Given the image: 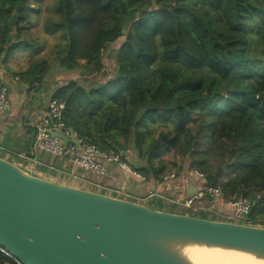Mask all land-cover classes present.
Returning a JSON list of instances; mask_svg holds the SVG:
<instances>
[{"label":"trees","instance_id":"trees-1","mask_svg":"<svg viewBox=\"0 0 264 264\" xmlns=\"http://www.w3.org/2000/svg\"><path fill=\"white\" fill-rule=\"evenodd\" d=\"M41 2L0 0V54L40 51V31L57 39L16 74L40 85L52 60L78 74L51 94L76 136L154 182L166 155L182 157L224 199L247 197V219L264 228V0H48L43 19ZM0 264L14 262L0 251Z\"/></svg>","mask_w":264,"mask_h":264},{"label":"water","instance_id":"water-1","mask_svg":"<svg viewBox=\"0 0 264 264\" xmlns=\"http://www.w3.org/2000/svg\"><path fill=\"white\" fill-rule=\"evenodd\" d=\"M15 21L12 14L9 30ZM69 129V137L53 134L78 143ZM182 246L264 260V228L152 209L0 157V247L23 264H193Z\"/></svg>","mask_w":264,"mask_h":264},{"label":"crops","instance_id":"crops-1","mask_svg":"<svg viewBox=\"0 0 264 264\" xmlns=\"http://www.w3.org/2000/svg\"><path fill=\"white\" fill-rule=\"evenodd\" d=\"M37 26L38 28L35 30L41 29L40 25ZM38 33L40 35L43 32L40 31ZM38 38L40 39V36ZM52 38L54 43H56L57 39H55V37ZM42 43H44V41H41V44ZM34 45L35 44L32 42L21 45L12 52L13 55L6 58L3 56V53L0 54V83L5 87L10 101V107L5 111L0 112V145L2 144L5 146L3 147L4 150L12 155L15 160L23 161V163L28 162L29 158L31 159L32 156H34L38 161L37 165L34 167L37 173H34V175L46 178V173L54 171V177L47 176V179L69 186L91 190L80 185V183L82 182L84 185H91L92 182L98 180L94 174H88L83 170L78 169L66 159H61L56 156L52 158L44 152L40 154L36 153L34 155L32 153L30 154L29 148L31 144L30 140L33 136V128L36 127L40 116L45 112L48 101L51 99V94L56 85L59 86V81H57V84H54L53 81L49 82L46 75L40 85L34 84L30 87L28 82L23 81L16 74L26 68L31 56H39L37 54H39L40 51L36 50ZM18 161H13V163L19 164ZM186 170L187 169H183L181 172H177V176L167 182H154L151 179L137 180L131 176H129L128 179L131 183L134 182L142 189V192L137 194L136 199H145L141 196L145 193L144 189L152 187L158 194L156 197H160L163 201L171 202V200L176 197L184 199L195 189L193 182H187L188 177L185 172ZM39 172L43 173V176L40 175ZM70 172L77 177L73 178L67 176L66 173ZM121 175L122 171L117 169L114 165H110L107 174L99 180L105 188L112 190V186L119 182ZM55 177L61 178V180L58 181L57 179H54ZM66 178H68V180H77L79 184L72 185L68 183ZM103 194L111 195L109 193ZM114 196L118 197L116 195ZM198 207L199 205H196V209L194 210L195 213L202 212Z\"/></svg>","mask_w":264,"mask_h":264},{"label":"built area","instance_id":"built-area-1","mask_svg":"<svg viewBox=\"0 0 264 264\" xmlns=\"http://www.w3.org/2000/svg\"><path fill=\"white\" fill-rule=\"evenodd\" d=\"M10 107V101L7 96L5 87L0 83V112ZM64 103L56 98L48 101L45 112L40 116L36 124V132L32 140L31 153L46 152L59 158H65L80 170L94 174L98 180L91 185L99 189L105 188L100 182V178L107 174L110 165L126 173L137 180H143L144 177L136 170L132 169L130 163L122 159L120 154L105 153L100 151L94 145L84 142L81 138L75 137L78 143L71 141L64 142L53 133H63L66 137L70 135V129L63 117ZM38 163L37 159L32 156L29 161L23 165L18 164L31 174L37 173L33 164ZM187 182L192 183L195 189L184 199L176 197L171 200L176 205L190 209L194 212L196 205L204 213H210L220 221H228L237 224L251 225L247 219L250 210V201L247 197L238 196L233 199H224L220 187L211 185L207 182L206 174L198 169H187ZM67 176L76 178L73 173H66ZM177 172L167 173L162 177V182L174 179ZM150 191V192H149ZM144 198L157 196L154 190H149ZM123 193V192H120ZM119 197V196H118ZM123 198V197H122ZM204 205V206H203ZM203 206V207H202ZM220 217V218H218ZM0 251L14 264H23L14 258L9 252L0 247Z\"/></svg>","mask_w":264,"mask_h":264},{"label":"rangeland","instance_id":"rangeland-1","mask_svg":"<svg viewBox=\"0 0 264 264\" xmlns=\"http://www.w3.org/2000/svg\"><path fill=\"white\" fill-rule=\"evenodd\" d=\"M46 2H48V0H42V2L40 4H38L40 6V18L43 19L44 16L47 14L46 13ZM34 6H36L34 4ZM33 21L34 18H33ZM29 27L31 29V31L34 32L35 29L38 28V26H35V25H26V27ZM34 35H36V33L34 32ZM40 38H41V41H44V46H43V49L40 50L39 54L37 55H48L50 53H52V48H53V45H55L56 43H54V40L52 37H49L47 34H45L44 32L40 34ZM122 41V40H121ZM62 43V42H61ZM116 46V44L114 45ZM13 55V54H11ZM9 57V56H8ZM104 63H105V69H104V72H107L109 70L112 69L113 67V59L111 58V55L110 53L106 56H104ZM78 74H75V72H66L64 71L62 68H60L57 64H56V61L52 60L51 62V68H50V72L47 74V79L49 82L53 81L54 84H57V81H59V85L60 84H64L65 82H67L70 78L72 77H76ZM57 86V85H56ZM157 134H155L156 136ZM38 153H41V152H37ZM45 154L49 155L50 157L54 158V155H51L49 153H46L44 152ZM0 154L4 156V158H6L7 160L10 159V160H13V161H18V160H15L12 155L8 154L3 147L0 146ZM165 159L167 160L168 164H167V169H166V172L165 174L167 173H171V172H175V171H178L179 167L180 169L181 168H185L187 167V163L185 162L184 158L182 157H179V156H175L173 154H168L165 156ZM12 162V161H11ZM19 164L23 165V161H18ZM172 163H175L176 164V168H173L170 166V164ZM37 165V163L33 164V167H35ZM35 170V168H33ZM183 169L179 170V171H182ZM186 169V168H185ZM40 173V172H39ZM43 173H40V175H42ZM164 174V175H165ZM45 175V174H44ZM55 175V172L54 171H50L48 173H46V178L47 176H51L52 178L54 177ZM43 176V175H42ZM63 178V176H62ZM54 179H57L58 181L61 180V178H57L55 177ZM64 180V179H63ZM66 180H68V178H66ZM68 183L72 184V185H78L79 182L77 180H74V179H69L68 180ZM80 185L88 188V189H91V190H96L98 192H104V193H109L111 195H116V196H121L123 198H127V199H131V200H137V201H140L144 204H147V205H150V206H154L156 208H160V209H164V210H182V207L181 206H173L171 207V204L169 205L168 202H165L163 201L160 197H150V198H145V199H136V196L138 193H141L142 192V189L140 187H138L134 182L131 183L128 179V175L126 173H122L121 175V178L119 180V182L116 183V185H113L112 186V190L110 189H107V188H104V189H99L97 187H94L92 185H84V183H80ZM145 194L148 193L149 190H154L152 187H149V188H145L144 189ZM156 190H154L155 192ZM120 192H123V193H120ZM150 192V191H149ZM143 194V193H142ZM144 195H141L142 197H145ZM190 211V212H189ZM183 212L185 213H195V212H192L190 209H184ZM196 215L200 216V215H204L206 217H212L210 213H204V212H198V213H195ZM220 218V217H218ZM221 219V218H220Z\"/></svg>","mask_w":264,"mask_h":264},{"label":"bare ground","instance_id":"bare-ground-1","mask_svg":"<svg viewBox=\"0 0 264 264\" xmlns=\"http://www.w3.org/2000/svg\"><path fill=\"white\" fill-rule=\"evenodd\" d=\"M193 264H264L250 254L215 249H203L196 246H182L179 249Z\"/></svg>","mask_w":264,"mask_h":264}]
</instances>
